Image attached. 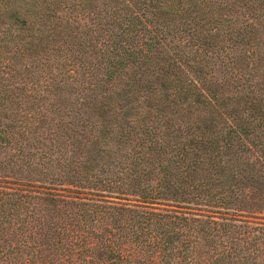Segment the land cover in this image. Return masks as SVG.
Returning <instances> with one entry per match:
<instances>
[{
  "label": "trees",
  "instance_id": "obj_1",
  "mask_svg": "<svg viewBox=\"0 0 264 264\" xmlns=\"http://www.w3.org/2000/svg\"><path fill=\"white\" fill-rule=\"evenodd\" d=\"M0 264H264V0H0Z\"/></svg>",
  "mask_w": 264,
  "mask_h": 264
}]
</instances>
